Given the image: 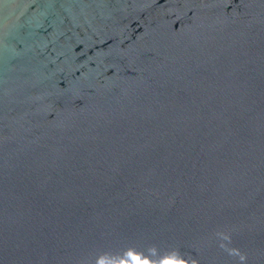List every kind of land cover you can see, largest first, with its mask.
Returning <instances> with one entry per match:
<instances>
[{"label": "water", "instance_id": "1", "mask_svg": "<svg viewBox=\"0 0 264 264\" xmlns=\"http://www.w3.org/2000/svg\"><path fill=\"white\" fill-rule=\"evenodd\" d=\"M0 264H264V0H0Z\"/></svg>", "mask_w": 264, "mask_h": 264}]
</instances>
